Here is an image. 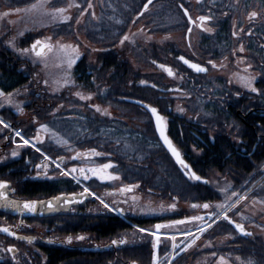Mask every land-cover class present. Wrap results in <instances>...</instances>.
Listing matches in <instances>:
<instances>
[{
  "label": "flooded vegetation",
  "instance_id": "obj_1",
  "mask_svg": "<svg viewBox=\"0 0 264 264\" xmlns=\"http://www.w3.org/2000/svg\"><path fill=\"white\" fill-rule=\"evenodd\" d=\"M146 2L148 0H144L145 4ZM181 4L183 8L180 7ZM149 7H151L149 11L140 17L141 24L139 25L141 28L146 26L147 31L154 30L156 39H153L152 36L150 39L144 37V40H132L130 43L138 47L156 46L157 49L149 55L150 58L141 57L140 70L142 72L139 75L124 74L120 76H158L155 84L151 86L153 90H149L153 93L151 98L155 104L150 103L154 104L163 115L169 139L175 145V149L180 152L183 160L189 162L194 169V162L216 158L220 161L221 159L224 161L226 159L228 161L250 159L255 162V166L258 165L264 160V146L259 145L260 139H264V0H199V2L198 0H152ZM152 7L156 10L157 7H161L156 24H154L153 17L149 15ZM184 9L188 10V15L185 14ZM253 11L257 12L258 16L249 20V14ZM162 15L166 18L163 19ZM189 15L192 18L191 21L188 19ZM200 16L212 17V20L204 22V27L212 28L213 31L206 32L200 27L201 22L198 19ZM189 29L191 32L188 31ZM234 32L235 35H233ZM241 45L244 47L243 52L239 51ZM181 56L192 60V63L207 68V72H196L192 68L177 63ZM241 59L243 63H237ZM209 61H213L216 67L213 68ZM222 64L226 67L221 68ZM248 64L252 65L249 73L256 77L254 87L259 89V92H252L233 78V73L248 75L249 73L243 72ZM160 65L170 67L176 75L169 76ZM144 79L146 80V78ZM176 89L181 91H175ZM181 108L183 111L179 110ZM30 124L31 120L26 121L24 128L31 129ZM150 125L148 124L151 138L146 139L148 144L154 146L151 147L153 152L139 153L129 157L148 161L174 162L175 157L169 150H166L164 142L157 132L156 137H153L154 131ZM2 137L0 157H4L5 160L3 161L2 158L1 161L24 166L21 170L10 168L14 174L15 185L13 187L8 184L9 199L21 202L39 199L48 201L62 194H79L83 191L82 186L70 184V179L67 176L59 175L56 171V164L38 158L34 151L27 153L24 152L25 148L14 147L16 144L11 147L12 139L9 130H6ZM218 148L224 153L223 157L217 154ZM14 151L18 153L16 156L12 155ZM59 157L63 158L61 163L68 169L98 166L95 163L86 165L79 159L74 160L67 155L59 154L57 158ZM40 165H47V175L44 174L42 167H38ZM21 173L29 177L28 184L38 181L50 185L66 181L68 185L65 188L61 186L53 188L48 191L49 193L40 196L31 195L30 186H26L27 184L20 186V182H23L18 178ZM80 180L92 182V180L99 179L92 177L89 180H84L83 177H80ZM102 182L110 183V181ZM191 182L194 181L191 180ZM129 185H137L140 191L143 189L141 182ZM261 187V190L254 193V197L259 201L264 200V184H261ZM26 191L29 193H23ZM101 192L103 201L110 207H123L127 215L142 219L137 214L139 212L132 197L140 196L142 199L144 193L139 195L133 191L121 192L120 189L117 190L110 184L103 187ZM106 193H112V195H106ZM174 200L179 199L174 198ZM78 202V205H64L49 211V214H69L66 217L49 215L55 217H41L44 218L41 219L27 211L21 213L12 209L13 213L8 214L0 210V227H7L10 232L16 233L15 236L10 234V237L2 236L9 243L7 248L16 247L18 251L21 245H27L28 248L23 250V256L24 258L28 257V261L31 263V243L27 239H19V235L34 236L33 241L47 243V246L52 248L58 246L53 244L54 241L67 242L71 237L72 242L67 243L81 251H90L91 247L107 244L114 239L116 229L104 235L101 228L105 223L101 222L100 218L110 219L111 216H114L115 211L105 208L96 196L80 197ZM259 204L258 210L264 209V204ZM244 206L246 207V205ZM206 214L205 210L196 213L191 209H179L169 214H162V216L170 215L173 218L167 222L188 220V223H191L190 226H193L194 222L190 220L191 217L205 216ZM72 217L78 220L76 225L63 223L72 226V228L79 225L78 231L67 233V235L56 233L58 229L53 224ZM37 218L41 219V224L35 220ZM254 218H251L254 220L252 223L246 225L249 228L247 230L252 231L253 234L257 231L255 235L258 238H264V215ZM240 219L245 223L249 222L245 216ZM163 221L159 223L162 224ZM175 226L179 227V225ZM132 227L135 226L132 225ZM127 230L136 232L130 226ZM81 235L85 237L84 240L76 239ZM185 239L186 237L178 239V242H183ZM198 242H200V238L196 244ZM209 242L210 239L207 238L206 243L209 244ZM17 251L14 254L18 253ZM19 254L20 257L17 260L22 261L20 251Z\"/></svg>",
  "mask_w": 264,
  "mask_h": 264
},
{
  "label": "trees",
  "instance_id": "obj_2",
  "mask_svg": "<svg viewBox=\"0 0 264 264\" xmlns=\"http://www.w3.org/2000/svg\"><path fill=\"white\" fill-rule=\"evenodd\" d=\"M35 2L36 0H4L0 1V6L3 4L8 7L27 6ZM80 2L82 6L76 8V16L77 14L79 16L84 11L88 3L87 0H80ZM143 3L144 0H105L104 5L101 7L100 20L93 22L90 21L93 19H88L79 27L81 30L86 31L87 38L96 43L106 41L108 36L113 32L117 34L118 38L114 41H107L103 49L97 54L96 60H92V63L89 62L87 57H83L76 63L73 72L75 88L71 87L64 94L53 96L44 92L31 93V102L27 105L31 110V115L40 123L46 124L49 130L57 133L60 137L72 139L67 145H60L53 140L52 134H49L47 139L44 137L45 135L40 137L42 142L41 140L37 141L50 155L54 156L67 154L78 148L86 152L90 149H95L97 152L102 153V155L93 157L92 160L96 163H101L108 159L110 155H116L120 157L115 159V161L119 164L118 170L122 173L124 181L126 183L141 182L144 192L147 190H154L155 192L162 190L164 196L173 197L177 195L182 200L205 201L217 199L216 186H205L186 180L173 165L172 161L129 159L128 155L123 154L124 151L127 154L153 152L148 143L142 140V138L134 139L133 136H130L133 140H129L130 142L127 143V146L122 143L125 147V150L122 152L121 137H128L126 133L129 127L135 130L140 124L145 122L146 111L139 106L125 102L120 97H137L155 104L153 98H151L153 97V93L149 92V90L153 88L151 86L155 84L158 76L138 77L120 75H139L142 72L140 70L141 63L139 64V61L142 62L141 57L150 58L149 55L156 51V46L138 47L129 42L125 48L116 47L129 28L140 20V18H136V11L137 9L141 10ZM160 8L157 7V10L152 8V11L149 13L154 19V24H156ZM162 17L163 19L166 18L163 15ZM48 30V28H40L36 32H31V35L21 40V45L25 47L36 39L44 38ZM152 31L155 32L154 30ZM75 32L76 30L72 21L59 24L58 31H55L57 35L66 34L65 36L67 37H72ZM3 41L0 42V88L6 92H14L21 83L29 81L30 76L32 80L33 76L32 72L30 73L22 68L23 58L14 55ZM82 88L88 92L97 91L98 100L104 105H129L125 106L129 108V111L118 112L116 108V112L114 113H117V116L115 117L96 116L97 113L92 107L76 97L75 93L77 89L81 90ZM59 105L61 106V112L56 114L54 109ZM132 107L136 111H131L130 108ZM62 112L68 113L69 119H61L60 113ZM9 113L13 120L16 121L17 115L12 111ZM72 114L76 115L74 116V120L70 118ZM73 121L75 122L72 123ZM106 125L115 127L116 133H107L103 129ZM36 129L35 126L33 128L31 126V137L33 138H36ZM27 135H29L28 132ZM2 136L3 134H0V142L2 141ZM105 137H107L108 141H105ZM138 140L143 142H137ZM1 152L2 149L0 148V154ZM24 152L28 153V149ZM217 154L221 155V157L224 156L220 148H218ZM124 155H126L125 158H121ZM8 161L11 162L10 159ZM223 162L224 160L221 159L220 161L216 158L208 161H196L194 165L196 170L205 175H209L215 169L223 172L234 171L237 173L236 179L243 173L249 174L250 171L252 173V170H255L254 167L241 166L236 160L227 161L224 165H221ZM10 168L21 170L24 166L21 164H17L16 166L13 163H3L0 158V178L13 180L14 174ZM128 180L130 181L127 182ZM24 184H27L26 186L28 187L30 186L31 195L40 196L44 193H49L48 191L56 187L61 186L65 188L68 182L61 181L50 185L38 181L29 182V184L24 181L20 182V186ZM163 186L166 187L163 188ZM100 221L105 223L104 227L101 228V232L104 235L115 229L116 234L119 231H128L129 223L119 216L114 215L110 219L100 218ZM155 221L157 219H137L140 225H150ZM63 222L73 226L77 224L78 220L72 217L57 221L53 224L58 229L56 233L63 235L78 231L77 227L79 225L72 228V226H67ZM228 230H231L230 226L224 223L215 229L214 235H225L224 233H227ZM129 238L131 243H127L123 248H119L116 253L114 250H105L103 252H95L96 254L69 248L64 243L52 248L38 242L35 247L31 245V264H150L153 251L152 244H154L153 237L149 233L140 232L137 235L129 236ZM3 241L2 243L0 242V264H15L11 260L7 262L3 261L6 257ZM235 241L239 242V246L234 248L233 251L240 256L241 264H248L249 261H253L254 264H264V238L254 236L237 238ZM167 248V246H161V251L164 252ZM203 256L204 254L201 252H191V254L179 257L173 264H187L191 261L202 259Z\"/></svg>",
  "mask_w": 264,
  "mask_h": 264
},
{
  "label": "rangeland",
  "instance_id": "obj_3",
  "mask_svg": "<svg viewBox=\"0 0 264 264\" xmlns=\"http://www.w3.org/2000/svg\"><path fill=\"white\" fill-rule=\"evenodd\" d=\"M0 1H4V0H0ZM87 1L88 3L90 2L93 5V7L89 9L87 8V5H86L85 9H87V11H82L83 12L82 16H81L82 12L80 13L79 16L78 14L76 16V13H75L76 7L71 8L68 12V14L71 15L72 17L71 21L73 22L74 28L76 30V32L72 35V37H67L65 36L66 34L57 35L55 31H58L59 24H55V25L52 24L50 22V19L47 17H40L37 13H27L24 11H21L18 13L15 11L16 9H22V10L26 9L30 7L31 4L27 6H17V7H8V6H4V4L0 6V14H3L5 12L9 13V15L7 16H0V42L4 40L5 44L7 45V47H9L12 50L14 55H16L19 58H23L25 60L26 63L22 66V68L29 71L30 73L32 72V76H33V79L31 80L30 83L31 84L33 83L34 86H31V91H33L35 88L37 90H40L42 88L44 89L45 92L55 93L59 95V94H64L71 87L75 88V84H74L73 86H66V87L60 88L58 91H54V89L57 87V85L55 84V81H61V82L63 81L64 76H65V68H66L65 62L68 56L72 55L70 50L68 51V53L61 52L57 42H59L60 44H65V45H73V46L79 45V52L81 53L80 58L84 55L85 57H87V59H89V62L91 63L93 62L92 60H96L95 58L97 54L103 49V47L101 48L102 43H96V42L91 41L89 38H87L88 36L86 34V31L81 30L79 27L82 24H84L88 19H93V20H90L93 22H97L100 20V12H101L100 6L104 5L105 0H87ZM69 2H73V0H52V2L49 4V7H65L67 3ZM74 2L82 6L80 0H74ZM93 12L95 13V17H93L92 15ZM77 19H80L79 24L76 23ZM41 21L48 26L47 27L41 26ZM139 24L141 23H138L136 24V26L131 27L128 30V32L124 35V36H128L129 39L125 41L123 44H121L120 41L123 39L121 38L116 47L123 48L128 45L127 42H130L132 40L141 41L147 37L150 39L151 36L153 39H156V35H154V33L147 31L146 26H144V28H141ZM40 28L49 29L46 32L45 37L42 38V40H45L47 37H51L50 42L53 45H56V47H54V49L51 52L46 51L44 58L37 57L35 53L32 51H29L27 54H24L21 51H19V49H25V48L31 49V46L22 47L20 45V42L21 40H24L29 35H31L30 34L31 32H36ZM21 32H23L22 36L20 35ZM10 41L14 42V45H15L14 47L12 46V44L9 43ZM76 63L73 65L71 69L72 79L74 76L73 72H74ZM140 63L142 64V62L139 61V64ZM46 80L48 81L47 84H45ZM79 90L80 89H77V92ZM19 91L20 90H17L14 92H4L3 91L5 94H8V93L12 94V103L8 104L3 100V98H0V111L5 108H11L14 110V112L17 113L20 120H25V122L26 121L29 122L30 121L29 117L31 113L27 109L26 103L29 102L30 98L28 95L20 94ZM79 92H82L85 95L89 93L92 94L91 100H81L78 96H76L79 100H81L82 102H86L87 105L90 107H92V105H99L101 109H107L108 112L110 113V115H103L101 114V112H97L95 108L92 107L97 113L96 116L115 117L117 116V113H114L116 112L115 111L116 108L118 109V112L129 111V108L125 107L129 105L119 106L117 104H107V105L102 104L100 100H98L99 96H98L97 91L88 92L82 88ZM17 105L23 108V112H20L18 110ZM130 109L131 111H136L134 107ZM31 120H35V119L31 118ZM146 122L147 120L145 119V122H143V124H140L138 128H136L137 133L134 134V139L145 138V137L151 138L150 128L149 126H147ZM36 124L38 126L40 122H37ZM41 125L38 126V129L44 132L43 130H41ZM4 130H5V127L2 124H0V131L2 132ZM51 132L52 131L49 130L47 134L49 135L51 134ZM135 135H138V136H135ZM129 140L132 141L133 138H131L130 136L121 137V141L128 142ZM113 162H114L113 160L112 161L109 160L105 162V164L112 163L114 165ZM108 171L120 177L119 180L112 181V183L114 184V187L118 190L120 188V183H121L120 174L117 173V171L112 170V169H109ZM261 189L262 187L259 188V190ZM96 193H98V195L100 196L102 195L101 191H96ZM254 200L257 201V203L252 202V206H253L252 208L258 209L260 205L258 202L259 199L254 197ZM205 203L211 205V207L208 209H204L203 207L194 209L191 207L193 204H198L202 206ZM220 203H224V202L221 199H219V200L210 201V202L193 203V202H185V201H180V200L172 201L169 199L157 198V196L154 197V196L147 195V196H144L142 200L140 196H138L137 201L134 205L137 208V211L139 212L137 213L139 216H155V215H161V214H168V213H171L179 209H191V210H194L196 213H200L203 210L211 211L213 207H215V205L220 204ZM172 204L176 205L174 209L169 207ZM161 205H163V208H164L163 211L160 210ZM149 206L153 209H156V211L154 212L148 211ZM141 208H143L144 211H141ZM243 208H245V206L242 208H239L240 210L238 209L239 215H242V213L244 212ZM259 212H260V209L256 211V217L258 216ZM169 225H172V224H169ZM187 225L190 226L191 223H188ZM175 227H176L175 225H172L169 228H175ZM233 238H234L233 234H227V235L221 234V236H219L217 239H215V241H213L214 243L212 242L213 247L215 249L221 248V247L225 248L228 246V244L226 243L231 241ZM224 252H225L224 255H220L218 257L217 262H216L217 264H221L220 262L221 256L225 258V261L227 262V264H241V259L239 258V256L232 254L231 251H224ZM213 254H215V252H213ZM196 263L197 262L194 261V262H191L190 264H196Z\"/></svg>",
  "mask_w": 264,
  "mask_h": 264
},
{
  "label": "snow or ice",
  "instance_id": "obj_4",
  "mask_svg": "<svg viewBox=\"0 0 264 264\" xmlns=\"http://www.w3.org/2000/svg\"><path fill=\"white\" fill-rule=\"evenodd\" d=\"M52 2V0H36L35 3L31 4L30 7L26 8V9H16V12H27V13H37L40 17H47L50 19V22L52 24H61V23H68L69 21L72 20L71 15L68 14L69 10L73 7L76 8H80V5L75 3L74 0L73 2H69L67 3V5L65 7H49V4ZM199 2V0H198ZM148 3H152V0H148ZM93 5L89 2L87 4V8H92ZM148 5H144L145 10H147ZM181 8H183V5H180ZM84 11H87V9H84ZM184 12L186 15H188V10L184 9ZM143 14V13H141ZM9 15L8 12H5L3 14H0V16H7ZM83 15V12L81 13V16ZM93 17H95V13H92ZM226 15V14H225ZM258 16V13L253 11L249 14V20H252L254 18H256ZM188 19L191 21V16H188ZM200 23V27L206 31V32H211L213 31L212 28H206L204 27V22L206 21H210L212 20L211 16H200L199 18ZM35 23V21H34ZM76 23L79 24L80 23V19L76 20ZM194 23V21H193ZM41 26L43 27H47L48 25L44 24L41 21ZM189 32H191V29L188 30ZM241 31H243V29H241ZM236 33L234 32L233 35H235ZM20 35H23V32L20 33ZM129 39L128 36H124L123 39L120 41L121 44H123L125 41H127ZM51 37H47L45 40H36L32 46L31 49H19V51H21L24 54H27L29 51H32L35 53V55L37 57L40 58H44L45 54H46V50L48 52H51L54 47H56V45H53L51 42ZM10 44H12V46L14 47V42L10 41ZM59 49L61 52H65L68 53V51L70 50L72 55H69L67 60H66V68H65V76L63 81H55V84L57 85V87L54 89V91H58L60 88L66 87V86H73L75 84L74 80L71 77V69L73 67V65L77 62V60L80 59L81 53L79 52V45H65V44H60L59 42H57ZM191 46V45H189ZM240 52L244 51V47L243 45L240 46L239 48ZM181 61L184 62V64L189 65V67H191L192 69H194L196 72H207V68L202 67L199 64H195V63H191L189 60H186L183 56H181L179 58ZM237 63H243V60H238ZM209 64L212 65L213 68L216 67V64L213 61H209ZM160 67L162 69H164L169 76H175L176 73L173 72V70L170 67H166L165 65H160ZM221 68L226 67V65H221ZM252 65L248 64L247 67H245L243 69V72L245 73H249V70L251 69ZM182 78V77H181ZM233 78L236 80L237 83L241 84L243 87L251 90L252 92H259L260 90L257 89L256 87H254V82L256 80V77L251 75L250 73L248 75H241L240 73H233ZM231 82V81H230ZM48 81H45V84H47ZM175 91H181L180 89H176ZM76 96H78L81 100H91L92 99V94L89 93L87 95L83 94L82 92H76L75 93ZM0 98H3V100L8 103L11 104L12 103V94L8 93L5 94L3 92V90H0ZM92 107L95 108V110L97 112H101V114L103 115H110V113L108 112L107 109H101V107L99 105H92ZM150 108L151 112L156 116V122H157V126L160 129V133L161 136L164 138V143L169 147V149L171 150L172 154L177 158V160L180 162L181 165H183L185 168H189L188 165L184 164V161L182 159H180V154L179 152L173 147L171 141L167 138V136L164 135V130H165V123H164V118L161 117L160 115L157 114V110L155 108H151L150 106H147ZM17 108L20 112H23V108L20 107L19 105H17ZM180 111H183V109H179ZM0 124H3L5 128L9 127L8 124L4 123V121L2 119H0ZM41 130H43L44 132H48V126L47 125H41ZM16 136L20 137L21 140L23 141V145H28L30 143L29 140H26L23 138V136H21V133L19 131L16 132ZM52 138L53 140H55V142L57 144L60 145H67L68 141L66 139H64L63 137H60L57 133L53 132L52 133ZM37 140H41V138L39 136L36 137ZM42 142V140H41ZM23 145H19V146H23ZM18 146V147H19ZM32 147H35V144L32 145ZM37 151H40V149H36ZM71 151V149H69ZM18 153L16 151H14L12 153L13 156H16ZM102 153L97 152L95 149H90L87 152H76V155L72 157V159L77 160V159H81V158H91V157H99L101 156ZM50 157L45 156V160H50ZM61 160V162L63 161V158H59ZM53 163H55V161H53ZM38 167H42L44 169V174L47 175V165H40ZM56 167L58 169H61V164L57 163ZM115 165H113L112 163H107V164H103L100 165L99 167H90V168H71L68 170H64L61 169L60 171V175L61 176H72L73 179H76L77 182H79L80 177H83L84 180H89L92 177H97L99 180L101 181H116L119 180L120 177L118 175H114L111 172H109V169L114 168ZM78 174V175H76ZM191 177L196 179V180H200L201 178L199 176H196L195 173H191ZM207 183V182H206ZM8 183L5 181H0V208H12L15 209L17 211H20L21 213H23L24 211L27 212H31L34 213L37 211V206L41 205L43 207H46L49 210H56L58 207L60 206H64V205H70L73 202L78 201V199L80 197H84L86 198V196L91 195V196H95L96 194L93 192H90V190L87 187H84L83 191L79 194L73 193L71 194V196L68 195H60L57 197H54L53 199L49 200V201H17V200H11L8 198ZM136 187V186H129V187H125V188H121L120 191L121 192H130L132 191V188ZM227 187H231L230 185ZM227 187L224 189H221V192H227ZM106 195H112V193H106ZM232 196H238V194L236 192H232L231 194ZM247 195L248 193H245L243 196H238V199H236L234 202L231 201V196H226L225 198V202L224 203H220L215 205L216 209L218 210L217 213H210L209 214V219L212 218V216H216L219 214V210H223L222 211V218L224 220H230V218L228 217V211H231L233 208L236 207L237 204H239L242 200L247 199ZM97 199H100L101 204L104 205L105 208H108L111 211H118L121 214H123L124 209L122 208H115V207H110L107 203H105L103 201V199H101L100 197H96ZM133 203L135 204L137 201V197L133 196L132 197ZM261 204H264V200L258 201ZM125 203H127V201H125ZM253 203H257V201H253ZM170 208L174 209L176 207L175 204H172L169 206ZM192 208H199V207H203L204 209H208L211 207V205L205 203L202 206L198 205V204H193L191 206ZM160 210L163 211V205L160 206ZM141 211H144L143 208H141ZM148 211L150 212H154L156 211V209L151 208L150 206L148 207ZM191 221H203L204 217L203 216H193L190 218ZM188 220H178V221H173L172 225H183L188 223ZM231 223H235L234 221H230ZM172 225H168V224H157L155 225V229L156 231H151V230H146L143 228L138 229L139 232L144 233V232H148L150 236L155 238V244L154 247L158 248L160 241H161V237L158 234V231L162 228H169ZM212 225L211 224H207L206 226H200L198 228V231L203 234L207 228H210ZM235 227L237 229L240 230V232H244V226L242 224H235ZM0 231H3L5 233H9L10 235L15 236L16 233L15 232H10V229L7 227L4 228H0ZM247 235H251V233H246ZM183 235L185 237H193L190 240V243H188L186 245V248L183 250H186L187 248L192 247L193 245L196 244V241L200 238L199 236H193V233L190 231L184 232ZM19 239H28L29 243H31V238L28 237H18ZM76 239L78 240H84L85 237L84 236H78L76 237ZM168 240L172 241V249L175 250L177 248L180 247L179 244L175 243L177 237L176 236H169L167 237ZM68 243L72 242V238L69 237L68 238ZM127 240L126 239H121L119 241L117 240H113L112 244H126ZM8 252H15L16 250L14 248H8L7 249ZM215 255V254H214ZM14 258V257H13ZM175 257H173L174 259ZM220 262L221 264H227V262L225 261V258L223 256L220 257ZM158 264V262H157ZM248 264H254L253 261H249Z\"/></svg>",
  "mask_w": 264,
  "mask_h": 264
},
{
  "label": "bare ground",
  "instance_id": "obj_5",
  "mask_svg": "<svg viewBox=\"0 0 264 264\" xmlns=\"http://www.w3.org/2000/svg\"><path fill=\"white\" fill-rule=\"evenodd\" d=\"M98 6H100V5H98ZM100 7H102V6H100ZM142 10H140V9H137V16H136V18H140L144 13H146V12H143V14H141L140 15V12H141ZM149 11V10H148ZM135 14V15H136ZM138 23H141V20H138V22L136 23V24H138ZM136 24H133L131 27H134V26H136ZM130 27V28H131ZM129 28V29H130ZM142 28H144V26L142 27ZM150 32H152V33H155V32H153L152 30L150 31ZM117 34H115L114 32L110 35V36H108V38H107V40L106 41H103L102 42V44H101V48L102 47H104L105 46V44H106V42L107 41H114V40H116L117 38H118V36H116ZM186 60H189L190 61V59H188V58H186V57H184ZM22 62H23V64H22V66L26 63L25 62V60L23 59L22 60ZM191 63H192V60L190 61ZM177 63H180L181 65H184V66H186V67H188V68H191V67H189V65H187V64H184V62L183 61H181L180 59L179 60H177ZM31 76H30V79H29V81H27V82H24V83H21L20 84V86L16 89V91L17 90H20L19 92H20V94H22V95H28L29 96V98H30V100H29V102L28 103H30L31 102V93H41V92H43V89L41 88L40 90H37V89H34L33 91H31ZM133 99H138V100H141V101H144V102H146V103H149V101L148 100H145V99H142V98H137V97H134ZM28 103H26V107H27V105H28ZM134 105H136V106H139V107H141V109H143L144 108V106H142V105H140V104H137V103H134ZM27 109L29 110V108L27 107ZM60 118L61 119H64V120H66V119H69V114L68 113H66V112H62V113H60ZM75 121H73L72 123H74ZM260 130H262V129H260ZM120 140V139H119ZM105 141H108L107 140V137H105ZM260 144L259 145H261V146H264V139L263 138H261L260 139ZM152 150V149H151ZM166 150H169V151H171L169 148H167L166 147ZM177 150V149H176ZM153 151V150H152ZM178 151V150H177ZM141 153V152H140ZM228 160L226 159L223 163H221V165H223L225 162H227ZM237 162L241 165V166H244V167H254L255 169H256V167H257V165L255 166V162L254 161H252V160H250V159H240V160H237ZM258 163V162H257ZM259 164V163H258ZM221 165H219V166H221ZM179 172L180 171H182V170H180V168H178L177 169ZM252 171H254V170H252ZM249 173H251V171L249 172ZM180 174L184 177V178H186V180H189L190 182H191V180L188 178V177H186L185 176V174H182L181 172H180ZM199 175L202 177V178H204V179H206V180H208L209 182H207L206 183V181H200V180H192V181H194V182H196L197 184H200V185H205V186H211V185H214V186H216V191H217V194H218V197H219V194H220V191H221V189L222 188H225V187H227V186H229V185H233V186H240L243 182H244V178L247 176V175H249L248 173L247 174H241V175H239L238 176V179H236L235 177H236V175H237V173L236 172H234V171H226V172H223V171H220V170H218V169H215V171H213V172H211L209 175H205V174H203V173H201V172H199ZM20 180H22V181H24V182H28V180H29V177L27 176V175H25L24 173H22V174H20V176L18 177ZM240 178V179H239ZM236 179V180H235ZM166 186H164V188H165ZM218 197H217V199H218ZM214 200H216V199H214ZM214 200H205V202H209V201H214ZM189 201H194V202H204V201H195V200H193V199H189ZM212 213V212H211ZM210 213H208V215H209ZM219 215L220 214H218V215H216V216H213L214 218H217L218 219V217H219ZM152 219H157V221H155L154 223H151L150 224V228H151V231H154L153 230V228H152V225L153 224H158L159 222H162L163 220V222H164V224H172L171 222H167L168 220H170V219H173L170 215H167V216H162V214L161 215H155V216H153L152 217ZM165 222H167V223H165ZM187 227V231H190V232H192L193 233V236H194V234H196L195 232V228H189L188 226H186ZM169 229V228H168ZM172 228H170V230H171ZM176 236L177 237V239H176V241H175V243H177V244H179L180 245V247L179 248H177V249H175V250H173L172 249V241H170V240H166V242H165V244H164V246H167L168 248L165 250V252H166V255H169V254H171L170 256H169V259H171L172 258V254H176V253H183V254H185V253H187L188 251L190 252V249L192 248V247H190V248H187L186 250H183V249H185L186 248V245L188 244V243H190V240L193 238V237H186V239L185 240H183V242L181 241V242H178V239H182V238H184L185 236L184 235H177V234H175V233H171V235L170 236ZM87 252H92V253H97V252H103L102 250H90V251H87ZM95 253V254H96ZM155 255L156 254H154V252L152 251V254H151V259H153L154 257H155ZM96 256V255H95Z\"/></svg>",
  "mask_w": 264,
  "mask_h": 264
},
{
  "label": "water",
  "instance_id": "obj_6",
  "mask_svg": "<svg viewBox=\"0 0 264 264\" xmlns=\"http://www.w3.org/2000/svg\"><path fill=\"white\" fill-rule=\"evenodd\" d=\"M146 4L149 6V3L148 2H146ZM145 4V5H146ZM145 11V8L143 7V9H142V11L140 12V15H141V13H143ZM38 40H42V39H38ZM43 41V40H42ZM35 42V41H34ZM33 42V43H34ZM32 43V44H33ZM47 51V50H46ZM126 100L127 101H130V102H133V103H137V104H140V105H142V106H144L145 107V109H147L149 112H150V114H151V116H152V119L154 120V123H155V126H156V129H157V133H158V135L161 137V139L164 141V138L161 136V133H160V129H159V127L157 126V122H156V116L151 112V110H150V108L149 107H147V106H150L151 108H155L153 105H151V104H149V103H146V102H144V101H141V100H138V99H133V98H126ZM156 110H157V108H155ZM157 114L158 115H160L161 116V114L159 113V111L157 110ZM162 117V116H161ZM165 123V122H164ZM165 128H166V125H165ZM164 135L165 136H167V138H169L168 137V135H167V131H166V129L164 130ZM165 144V143H164ZM165 146L167 147V148H169L166 144H165ZM174 147V146H173ZM175 148V147H174ZM171 152V151H170ZM172 153V152H171ZM180 154V153H179ZM174 156V155H173ZM175 157V156H174ZM180 159H182L181 158V155H180ZM175 160H176V162L183 168V166L180 164V162L177 160V158L175 157ZM183 160V159H182ZM184 161V160H183ZM184 164H186V165H188L185 161H184ZM189 166V165H188ZM189 169H190V172L191 173H195L193 170H192V168L191 167H189ZM185 174L189 177L191 174L190 173H187L186 171H185ZM195 175L196 176H199V175H197L196 173H195ZM200 177V176H199ZM201 179L200 180H204V181H207L206 179H204V178H202V177H200ZM75 202H73V204H74ZM1 210H3V211H5V212H8V213H13V210H12V208H0ZM229 222L230 221H233L232 220V218H230V220H228ZM235 222V221H234ZM231 223V222H230ZM234 227H235V224H240V223H238V222H235V223H231ZM236 228V227H235ZM237 229V228H236ZM239 232H240V230L239 229H237ZM241 234H243V235H245L246 233H245V231L242 233V232H240ZM109 246V245H108ZM107 247V246H106ZM102 248H104V247H101V249Z\"/></svg>",
  "mask_w": 264,
  "mask_h": 264
}]
</instances>
